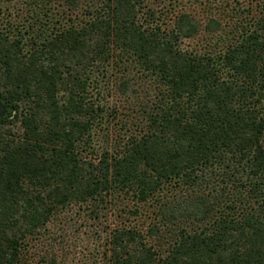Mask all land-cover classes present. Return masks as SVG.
I'll return each mask as SVG.
<instances>
[{"label":"trees","instance_id":"trees-1","mask_svg":"<svg viewBox=\"0 0 264 264\" xmlns=\"http://www.w3.org/2000/svg\"><path fill=\"white\" fill-rule=\"evenodd\" d=\"M76 217L90 264H264V0H0V264Z\"/></svg>","mask_w":264,"mask_h":264},{"label":"rangeland","instance_id":"rangeland-1","mask_svg":"<svg viewBox=\"0 0 264 264\" xmlns=\"http://www.w3.org/2000/svg\"><path fill=\"white\" fill-rule=\"evenodd\" d=\"M77 218V217H76ZM108 224L110 227H115V220L116 216L110 215ZM65 219V218H64ZM79 221V222H78ZM79 223L77 228H73L71 231H67V238L71 237L69 242L67 243L68 246L67 250H64V255H68L66 264H90L87 259L91 258V255L93 254L94 247L98 245V243L90 244V231L91 227L90 225L92 223H86L84 228H81L80 225H82V220H78ZM77 231V232H76ZM78 233V234H77ZM69 235V236H68ZM65 255V256H66Z\"/></svg>","mask_w":264,"mask_h":264}]
</instances>
